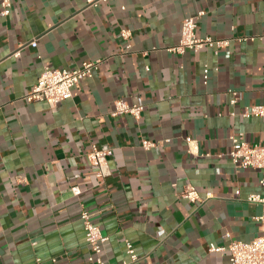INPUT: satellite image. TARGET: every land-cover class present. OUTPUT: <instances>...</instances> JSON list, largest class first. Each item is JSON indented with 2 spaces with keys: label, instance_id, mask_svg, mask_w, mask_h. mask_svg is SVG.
I'll use <instances>...</instances> for the list:
<instances>
[{
  "label": "crops",
  "instance_id": "0c3cea01",
  "mask_svg": "<svg viewBox=\"0 0 264 264\" xmlns=\"http://www.w3.org/2000/svg\"><path fill=\"white\" fill-rule=\"evenodd\" d=\"M12 3L8 15L0 9V264L37 257L93 264L84 209L109 237L108 261L231 264L228 250L212 252L210 244L254 239V216L263 211L246 199L264 192L261 170L236 166L226 153L233 134L264 142V117L242 116L246 106L264 104V0ZM199 11L197 35L229 38L228 56L207 46L170 50L182 20ZM122 28L132 31L129 50ZM97 59L72 97L55 106L25 99L44 66L72 69ZM117 98L142 103L141 117L112 116ZM144 138L159 149H144ZM93 144L113 151L103 177L87 157ZM189 184L200 200L182 196Z\"/></svg>",
  "mask_w": 264,
  "mask_h": 264
},
{
  "label": "built area",
  "instance_id": "2783aa9c",
  "mask_svg": "<svg viewBox=\"0 0 264 264\" xmlns=\"http://www.w3.org/2000/svg\"><path fill=\"white\" fill-rule=\"evenodd\" d=\"M101 0H87L89 5H96ZM12 0H0V9L2 15H8L11 12ZM204 11H199L196 14L185 17L181 23V35L179 42L170 48L171 51L176 53H185L186 51H198L199 49L207 46L214 49V52L218 54L220 51H224L225 55H229L228 47L231 43L229 38H213L212 36H198L196 33L197 21L204 14ZM132 31L129 28H122L120 36L126 41L125 48L129 50L132 47L130 43V37ZM264 39V34L260 36ZM241 41H246L248 38H239ZM32 46H36L37 42L32 40ZM20 49L14 52V55H19ZM101 60L84 61L81 65L72 68H52L44 66L36 83L31 90L25 96L27 101H46L50 106H55L59 102L72 97L73 87L84 78L92 77L94 71L98 68ZM210 74V69L205 66L203 69V80L206 83ZM232 103H236L238 100V93L232 91ZM144 110L142 103H131L124 98H117L114 101V107L111 111L112 116H118L122 114H130L133 117L139 119ZM243 117L260 116L264 117V104H253L246 106L242 112ZM232 147L226 153L231 161L242 168H257L261 170L262 175L259 183L264 187V142L250 143L244 138L242 132L233 134L231 137ZM170 139H167L169 141ZM186 141L188 144V151L196 153L198 151V145L196 140L187 136ZM142 147L146 150H158L160 142L144 138L142 140ZM113 151L111 148H99L93 144L90 152L87 154L88 160L92 166L96 168V176L103 177L108 172L109 157ZM236 193H240L237 190ZM182 196L190 201L200 200L201 196L199 191L194 185H187ZM212 196V193H208L207 197ZM250 202L261 204L263 211L260 214L254 216V219L259 223V234L250 241L231 240L227 246H218L215 243H211L209 250L217 252L221 250H228L230 253L231 264H264V192L263 193H251L246 198ZM80 219L82 220L85 230V240L91 248V254L88 259L93 264H130L128 261L120 263L108 261L103 257L104 244L109 237L104 234L101 228L96 225L91 213L84 209L80 213ZM127 253L130 255L131 262L138 260V256L134 251L133 244L130 241H126ZM33 264H44L42 258L37 257ZM70 264V263H69Z\"/></svg>",
  "mask_w": 264,
  "mask_h": 264
}]
</instances>
